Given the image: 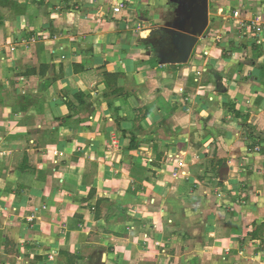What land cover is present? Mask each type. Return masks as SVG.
Here are the masks:
<instances>
[{
  "label": "crops",
  "instance_id": "crops-1",
  "mask_svg": "<svg viewBox=\"0 0 264 264\" xmlns=\"http://www.w3.org/2000/svg\"><path fill=\"white\" fill-rule=\"evenodd\" d=\"M188 9L0 0V264H264V0Z\"/></svg>",
  "mask_w": 264,
  "mask_h": 264
},
{
  "label": "water",
  "instance_id": "water-1",
  "mask_svg": "<svg viewBox=\"0 0 264 264\" xmlns=\"http://www.w3.org/2000/svg\"><path fill=\"white\" fill-rule=\"evenodd\" d=\"M189 4L188 11L182 15L180 11L177 13L182 17L183 22L179 25H172L174 29L167 40L161 41V47L171 44L173 50L171 57L164 58L160 48L156 53L163 62L173 64H188L192 57V53L196 48L200 39L206 37V32L210 25V0H186Z\"/></svg>",
  "mask_w": 264,
  "mask_h": 264
},
{
  "label": "built area",
  "instance_id": "built-area-1",
  "mask_svg": "<svg viewBox=\"0 0 264 264\" xmlns=\"http://www.w3.org/2000/svg\"><path fill=\"white\" fill-rule=\"evenodd\" d=\"M121 8H122V5H119L117 8L114 9V11L116 13L120 12L121 11ZM235 18H238L240 16V12L239 11H235L234 12V15H233Z\"/></svg>",
  "mask_w": 264,
  "mask_h": 264
},
{
  "label": "rangeland",
  "instance_id": "rangeland-1",
  "mask_svg": "<svg viewBox=\"0 0 264 264\" xmlns=\"http://www.w3.org/2000/svg\"><path fill=\"white\" fill-rule=\"evenodd\" d=\"M209 33H210V26H209V28H208V30H207V32H206V34H208V35H209Z\"/></svg>",
  "mask_w": 264,
  "mask_h": 264
},
{
  "label": "trees",
  "instance_id": "trees-1",
  "mask_svg": "<svg viewBox=\"0 0 264 264\" xmlns=\"http://www.w3.org/2000/svg\"><path fill=\"white\" fill-rule=\"evenodd\" d=\"M69 261H70V260H69ZM71 262H72V261H70V263L68 262V264H72Z\"/></svg>",
  "mask_w": 264,
  "mask_h": 264
}]
</instances>
